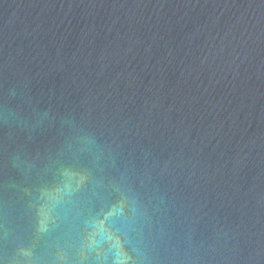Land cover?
I'll return each mask as SVG.
<instances>
[{
    "label": "water",
    "instance_id": "water-1",
    "mask_svg": "<svg viewBox=\"0 0 264 264\" xmlns=\"http://www.w3.org/2000/svg\"><path fill=\"white\" fill-rule=\"evenodd\" d=\"M0 264H264V0H0Z\"/></svg>",
    "mask_w": 264,
    "mask_h": 264
}]
</instances>
